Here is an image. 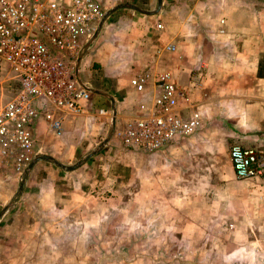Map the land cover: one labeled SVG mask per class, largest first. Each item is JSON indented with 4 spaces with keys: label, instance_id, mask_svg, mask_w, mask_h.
<instances>
[{
    "label": "crops",
    "instance_id": "crops-1",
    "mask_svg": "<svg viewBox=\"0 0 264 264\" xmlns=\"http://www.w3.org/2000/svg\"><path fill=\"white\" fill-rule=\"evenodd\" d=\"M97 1L104 14L112 12L99 24L91 41L86 42L87 47L82 46L77 59V77L88 92V102L82 114L64 117L56 138L69 140L79 149L78 159L86 158L108 136L111 127V134L118 136L126 120L150 107V89L136 92L129 84L130 79L143 72L167 73L186 91L191 104V108L181 109L182 118L188 119L191 111H197L200 126L189 137L174 140L149 156L126 153L124 167L129 176L135 170L132 160H141V181L147 187L142 184L140 189L146 198V210L153 208L151 191H155L156 200H163H157L154 204L157 210H151V217L141 218L142 223L181 222L188 229L196 223L236 224L237 230L226 235L229 242L222 251L226 262L243 253L239 244L232 242L233 238L246 239L251 248L245 252L258 257L260 249L248 239L261 238V234L241 231L239 224L245 221L251 227L264 225V215L249 214V205L247 210L242 207L243 215L233 216L226 211L230 203L252 197L256 190L244 194L238 183L232 182L230 164L226 176H222L216 161L219 146L264 144V54L255 49L264 43L259 18L263 6L259 0ZM167 45L174 50L166 51ZM11 82L15 88L11 95L0 97V105L12 98L19 87L1 66L0 84ZM179 104L185 105L181 101ZM94 126L95 134L91 135L89 131ZM107 141L102 149L109 145ZM56 149L53 150L56 154L49 155L63 166L69 156L62 147L59 152ZM201 171L205 175L207 172V188L216 197L209 198L205 204L207 211L196 217L194 181ZM49 184L41 185L39 194L49 203H56L62 192H58L54 183ZM87 190L83 183H73L65 203L82 208L91 202ZM260 201L264 206V196H260ZM93 203L99 205L98 199ZM212 207H219L218 213ZM90 217L92 221L100 218L94 214Z\"/></svg>",
    "mask_w": 264,
    "mask_h": 264
},
{
    "label": "rangeland",
    "instance_id": "rangeland-1",
    "mask_svg": "<svg viewBox=\"0 0 264 264\" xmlns=\"http://www.w3.org/2000/svg\"><path fill=\"white\" fill-rule=\"evenodd\" d=\"M243 1L247 3L250 0ZM259 2L264 8V0ZM259 18L260 32L264 34V11L259 13ZM255 49L264 54V43L261 42ZM227 56L231 57L230 54ZM66 62L71 64L69 60ZM13 88L15 85L12 82L0 84V97L11 95ZM42 122L34 126L33 146L37 156L25 164L21 172L13 171L11 166L0 165V264H264L262 223L253 227L245 221L239 224L241 231L254 230L257 235L261 234V238L248 239L260 249L258 257L245 252V249L251 248L246 239L233 238L232 242L239 244L243 253L233 256L227 263L222 251L229 242L226 235L237 230L236 224L196 223L188 229L181 222L142 223L145 216L151 217V210H157L154 207L157 200H163H156L155 191H151L154 209L146 210V198L140 189L145 184L141 181V160H132L135 170L131 176L125 171L124 163L127 162L126 153L145 156L151 153L122 147L118 136L113 133L106 148L102 149V146L97 150L98 147H95L88 157L78 159V147H73L67 139L60 141L50 135ZM94 128H90L91 135L95 134ZM73 144L76 146L75 142ZM226 145L219 146L216 161L222 176H226L229 170L227 152L232 144ZM60 147L69 156L65 158L67 163L64 167L79 163L73 170H61L49 160L35 161L38 157L47 156L60 164V160L49 155L56 154V151L53 152L55 149L59 152ZM85 150L87 152L84 149V153ZM30 163H33V168L26 172ZM204 164L201 163V166ZM47 182L50 183L47 186L54 183L58 192H62L56 203H49L39 194L41 185ZM79 182L84 184L85 189L88 188V200L91 202L82 208H73L74 205L65 203L66 196L73 183ZM208 182L207 172L205 175L201 171L195 176L193 202L196 217L203 216L208 199L216 197V193L209 192ZM232 182L238 183L244 194H249L251 189L256 193H252V197L238 199L236 204L230 203L227 213L243 215V209L249 205V214L264 215V206L260 201V196H264L261 190L264 183L233 177ZM95 199H98L99 205L93 203ZM212 210L217 212L219 207H212ZM92 214L100 218L92 221ZM164 217L166 221L168 215Z\"/></svg>",
    "mask_w": 264,
    "mask_h": 264
},
{
    "label": "built area",
    "instance_id": "built-area-1",
    "mask_svg": "<svg viewBox=\"0 0 264 264\" xmlns=\"http://www.w3.org/2000/svg\"><path fill=\"white\" fill-rule=\"evenodd\" d=\"M103 16L97 0H0V67L19 86L0 105V165L21 172L37 155L33 133L38 121L58 136L65 116L84 112L88 92L77 83L75 64ZM129 84L139 93L149 88L151 105L126 120L118 134L122 147L154 153L199 128L197 111L182 118L181 109L191 104L167 73L143 72ZM227 158L236 180L264 183V144H232Z\"/></svg>",
    "mask_w": 264,
    "mask_h": 264
},
{
    "label": "water",
    "instance_id": "water-1",
    "mask_svg": "<svg viewBox=\"0 0 264 264\" xmlns=\"http://www.w3.org/2000/svg\"><path fill=\"white\" fill-rule=\"evenodd\" d=\"M110 12H112V10H111ZM110 12H107L106 14H104L103 19H102L101 22H100V25H101V23L103 22V20L109 15ZM100 25H99V27H100ZM94 36H95V35H94ZM90 41H91V40H90ZM85 47H87V45H85L84 48H85ZM78 59H79V58H78ZM77 62H78V61H76V64H75V78H76V80H77V83L83 87V85L80 83V81H79V79H78V77H77ZM83 88H84V87H83ZM111 130H112V127H111V129H110V131H109L108 136H107V137H106V138L100 143V145L98 146L97 150H99V149L103 146V144L108 140V138H109V136H110V134H111ZM92 153H93V152H92ZM92 153H91V154H92ZM91 154H90V155H91ZM87 157H88V156H87ZM39 160H49V161H51L53 164H55L57 167H59V168H61V169H66V170H73L76 166L79 165V163H78V164H76V165L73 166V167H64V166L58 164L57 162L51 160V159H50L49 157H47V156L38 157V158L35 159V161H39ZM35 161H34V162H35ZM32 164H33V163H30V164L27 166V168H26V172H28V171L30 170ZM26 172H25V173H26ZM20 189H21V184L19 185L18 191H20Z\"/></svg>",
    "mask_w": 264,
    "mask_h": 264
}]
</instances>
